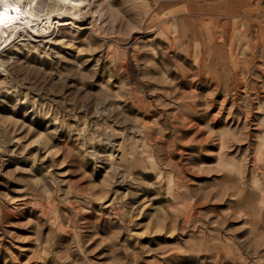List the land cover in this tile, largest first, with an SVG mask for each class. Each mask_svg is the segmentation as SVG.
Returning a JSON list of instances; mask_svg holds the SVG:
<instances>
[{"label":"rangeland","instance_id":"rangeland-1","mask_svg":"<svg viewBox=\"0 0 264 264\" xmlns=\"http://www.w3.org/2000/svg\"><path fill=\"white\" fill-rule=\"evenodd\" d=\"M95 1L78 30L0 54V264L256 256L264 45L181 48L172 0Z\"/></svg>","mask_w":264,"mask_h":264},{"label":"crops","instance_id":"crops-1","mask_svg":"<svg viewBox=\"0 0 264 264\" xmlns=\"http://www.w3.org/2000/svg\"><path fill=\"white\" fill-rule=\"evenodd\" d=\"M172 9L174 41L175 44L180 42L181 48L227 47V55H237L236 59L228 60L238 62L261 58L259 46L264 45V0H172ZM192 42L200 44L193 45ZM233 45L235 50L230 48ZM248 233L263 236L255 243L260 251L256 250L257 254L253 256L250 253L253 247L241 243L239 250L234 252L238 260L233 264H264V231Z\"/></svg>","mask_w":264,"mask_h":264},{"label":"bare ground","instance_id":"bare-ground-1","mask_svg":"<svg viewBox=\"0 0 264 264\" xmlns=\"http://www.w3.org/2000/svg\"><path fill=\"white\" fill-rule=\"evenodd\" d=\"M98 6L95 0H3L0 2V13H4V22L0 24V54L15 47L21 50L23 47L18 42L27 36L47 39L53 33L66 32L67 25L78 30L88 15L95 19ZM3 64L0 61V66Z\"/></svg>","mask_w":264,"mask_h":264},{"label":"snow or ice","instance_id":"snow-or-ice-1","mask_svg":"<svg viewBox=\"0 0 264 264\" xmlns=\"http://www.w3.org/2000/svg\"><path fill=\"white\" fill-rule=\"evenodd\" d=\"M0 2H3V0H0ZM14 11H18V9H13ZM3 16H4V13H0V24H2L4 21H3Z\"/></svg>","mask_w":264,"mask_h":264}]
</instances>
